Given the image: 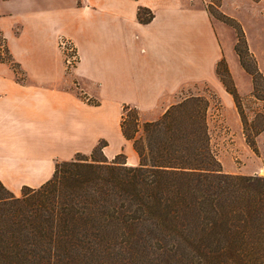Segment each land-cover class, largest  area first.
I'll return each instance as SVG.
<instances>
[{"label": "crops", "instance_id": "0c3cea01", "mask_svg": "<svg viewBox=\"0 0 264 264\" xmlns=\"http://www.w3.org/2000/svg\"><path fill=\"white\" fill-rule=\"evenodd\" d=\"M212 1L0 0L2 186L17 197L23 188L37 189L57 163L89 156L101 142L108 161L123 155L127 166H138L120 128L124 107L141 122H156L184 92L207 86L223 109L236 111L217 64L225 61L240 97L252 92V80L235 53V32L230 40L231 28L208 13ZM249 1L237 9L222 0L219 8L251 45L264 27V0ZM139 8L152 14L149 23L138 21ZM59 38L76 50L69 72Z\"/></svg>", "mask_w": 264, "mask_h": 264}, {"label": "trees", "instance_id": "16d2710c", "mask_svg": "<svg viewBox=\"0 0 264 264\" xmlns=\"http://www.w3.org/2000/svg\"><path fill=\"white\" fill-rule=\"evenodd\" d=\"M220 1L207 11L235 31V53L252 80L250 98L264 102V76L240 24L219 11ZM152 18L138 9L141 24ZM216 76L257 154L264 115L251 138L223 59ZM209 108L208 98L191 96L144 123L124 107L120 128L138 166L118 163L123 155L108 161L101 142L89 156L57 163L48 182L18 197L0 183V264H101L118 251L165 253L167 264H264V177L222 171L209 145Z\"/></svg>", "mask_w": 264, "mask_h": 264}, {"label": "rangeland", "instance_id": "374dc122", "mask_svg": "<svg viewBox=\"0 0 264 264\" xmlns=\"http://www.w3.org/2000/svg\"><path fill=\"white\" fill-rule=\"evenodd\" d=\"M229 2L231 7L234 6V8L237 9L242 8L246 4L253 5V3H251L249 0H229ZM221 5L222 0L219 3V7ZM219 11L221 12L220 8ZM228 28L230 29V27ZM230 30L231 40L234 30L232 28ZM258 35L259 36L255 38L254 41H252L251 45L247 40L246 34L245 38L248 50L254 57L258 70L264 76V27L262 32L258 33ZM252 49L256 55H258L261 67H259L258 57L256 58ZM2 59H8V55L4 54ZM261 70H263V72ZM66 71L69 72L70 69L68 68ZM18 78L20 81L24 80L22 74L18 76ZM74 91L77 95L81 96L78 91L75 89ZM212 93L215 94L210 87L198 86L188 90L187 92H184L179 96V100L191 96H199L202 98H208L210 100V108L207 116L208 134L210 140L209 145L217 161L219 162L221 169L224 167L225 170L239 171L240 173L248 174V176L264 177V131L255 139L257 154H254L243 138L241 132L242 125L240 124V118L235 109L232 108L229 111L223 109L220 99L215 96L216 94L213 95ZM251 93L242 96L243 101L241 106L245 119L247 120L248 133L250 134V137L253 138L254 131L258 130L262 125L261 119L257 116L264 115V102L250 98ZM127 115L129 116L127 121L128 129L132 130V113L129 112L126 114V116ZM94 158L96 160H101L102 156L97 153L94 155ZM116 161L118 163H122L124 162V157L118 158ZM257 173L260 175H257ZM108 256L109 257L107 261L101 264H167L169 261L167 254L152 251L135 253L118 251L111 253Z\"/></svg>", "mask_w": 264, "mask_h": 264}, {"label": "built area", "instance_id": "2783aa9c", "mask_svg": "<svg viewBox=\"0 0 264 264\" xmlns=\"http://www.w3.org/2000/svg\"><path fill=\"white\" fill-rule=\"evenodd\" d=\"M57 44L58 49L64 58L66 70H68V68L70 70L73 69L78 61L75 48L68 40L64 38H59Z\"/></svg>", "mask_w": 264, "mask_h": 264}]
</instances>
